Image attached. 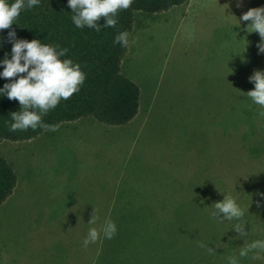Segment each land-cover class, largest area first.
I'll return each mask as SVG.
<instances>
[{"label":"rangeland","instance_id":"1","mask_svg":"<svg viewBox=\"0 0 264 264\" xmlns=\"http://www.w3.org/2000/svg\"><path fill=\"white\" fill-rule=\"evenodd\" d=\"M174 7L187 10L177 19L174 35L171 24L155 15L134 26L133 12L120 72L135 82L144 109L141 104L127 127L82 117L27 140L0 141V156L15 173L13 189L0 202V264H100L110 251L108 264H160L196 256V243L205 241V233L207 239L219 233L212 263L228 264L240 248L264 240V153L258 151L264 108L246 95L254 83L246 79L234 107L212 116L210 72L202 67L196 83H189L194 68L188 63L215 43V28L264 7V0H186ZM164 48L168 62L176 56L171 61L175 76H167L168 65L163 75L160 68L158 94ZM246 58L254 70L264 71V54L254 64L252 56ZM144 113L148 118L142 119ZM224 195L245 210L246 236L233 229L235 220L212 216L214 203ZM155 199H160L159 218L155 211L147 214V200ZM93 209L99 219L89 225ZM112 216L115 236L101 234L85 248L89 228L99 229ZM252 256L239 262L264 264V252L259 259Z\"/></svg>","mask_w":264,"mask_h":264},{"label":"trees","instance_id":"2","mask_svg":"<svg viewBox=\"0 0 264 264\" xmlns=\"http://www.w3.org/2000/svg\"><path fill=\"white\" fill-rule=\"evenodd\" d=\"M185 1L133 0L127 10L118 12L115 27L105 28L106 21L102 17L97 22L101 28L99 32L87 26L83 28L75 26L68 0H40L37 6L21 10L10 29L0 30V61L5 58V55L11 58L12 43L8 40V33L14 29L17 39L28 41L38 39L43 44L67 48L68 52L61 59H71L74 63H79L81 70L86 74V79L79 92L73 94L68 100L62 99L55 109L42 116V121L48 126L47 128L10 131L13 123L11 113L19 111L20 105L18 101L9 100L7 96L0 94V141L27 140L61 123L82 117H91L108 125H119L130 120L136 113L138 90L136 85L120 72L119 65L125 47L115 43V37L120 32H129L133 12L161 11ZM8 2L11 4L14 0H8ZM2 71L3 66L0 65V72ZM8 82L10 81L0 77V88ZM257 128L260 130L258 124ZM250 147L254 146L250 145ZM258 151L264 153V142L261 143ZM14 184L15 173L8 162L0 156V202L10 194ZM234 223H241V220H235ZM165 231L172 230L167 228ZM227 233L230 235V231ZM203 237L205 241L196 243V256L182 257L172 262L162 261L160 264H217L215 261L212 263V260L218 254L215 252L217 246L215 243L219 233L209 236L208 239L205 233ZM200 243L206 247H200ZM208 247L213 248L214 252L209 253ZM111 252L102 254L100 264H108L105 257ZM227 255H231L230 252Z\"/></svg>","mask_w":264,"mask_h":264},{"label":"clouds","instance_id":"3","mask_svg":"<svg viewBox=\"0 0 264 264\" xmlns=\"http://www.w3.org/2000/svg\"><path fill=\"white\" fill-rule=\"evenodd\" d=\"M39 2L40 0H14L9 4L8 0H0V30L10 29L21 10L31 9ZM132 2L133 0H68V7L72 9V22L77 28L87 26L99 32L101 28L97 22L102 17L106 21L105 28L115 27L118 12L127 10ZM240 20L249 22L247 33L259 34L260 43L257 47L260 53H264V7L250 8L242 14ZM8 40L12 43L11 58L5 55L0 61V65L3 66L0 77L10 82L0 88V94L7 96L9 100L18 101L20 105L19 111L11 113L13 123L9 130L14 132L26 131L29 128L33 130L38 127L47 128L42 116L55 109L62 99L68 100L79 92L86 74L81 70L79 63H74L71 59H61L68 52L67 48L43 44L38 39L31 41L17 39L14 29L9 31ZM114 42L128 47V33L120 32ZM249 81L254 83V90L248 91L246 95L254 104L264 108V71L255 70L249 76ZM260 115L264 116V112ZM214 209L212 216L221 222L240 221L245 214V210L231 195H224L222 201L214 203ZM98 219L97 210L93 209L89 225H96ZM233 229L239 236L247 235L243 223H236ZM116 232L115 223L111 219L105 220L99 229L95 226L89 228L83 246L86 248L90 243H96L101 234L106 239H112ZM199 246L206 247L203 243ZM208 251L214 252L211 247H208ZM262 252L264 240L252 241L240 248L239 257L229 256L228 264H239V258L246 257L249 253H253V259H259Z\"/></svg>","mask_w":264,"mask_h":264},{"label":"crops","instance_id":"4","mask_svg":"<svg viewBox=\"0 0 264 264\" xmlns=\"http://www.w3.org/2000/svg\"><path fill=\"white\" fill-rule=\"evenodd\" d=\"M178 5H181V4H178ZM174 6L176 5H173L161 11H156V12H151V13L135 11L133 15L134 26L136 23H139L142 17L144 18L149 15H155L156 20L159 19L160 23L164 22L165 24L168 23V25L171 24L170 33L174 35L173 31L176 30V27L174 28V26L177 24L176 23L177 19L181 21V19L183 18V15L187 13V10H184L183 8H181V11H180L179 9L178 10L175 9ZM240 21H241L240 18H237L236 21L235 19L230 22L224 21L223 24L225 23V26L215 28L218 30L217 35L219 34L216 38H213L216 40L215 43L213 44L210 41L209 49L207 48L206 50L205 49L201 50V52L198 54L196 59L191 58L188 61V63L190 65H193V68H194V70L190 72L189 83H196L197 74L202 67L205 68L206 75H208L210 72V80L206 79V83H207V94L209 95V102L207 104L211 105L209 111H211L212 116L216 110L222 109L226 111L234 107L233 104L235 103H232V102L236 98H238L240 90L243 89L244 83H246V79L249 80V76H251L253 72L255 71L254 66L252 65V62L246 58V55L252 56L253 64H254L256 62V58L259 57L261 54H264V53H260L257 47L258 43H260L259 34L257 32L247 33L246 28H247L248 22L245 23L243 21L242 24H240ZM212 29L213 27L210 28V30ZM247 35H248V38H247ZM126 50H127V47L124 50V54L121 57L120 65H119L122 71L125 69V62L127 61L128 51L126 52ZM163 51L164 53H162L161 64H160V57H159L158 66H157L156 83H157L158 89L156 90L158 94L160 93V68H161V75H163L168 65L167 76L168 77L175 76L173 73L174 72L173 68L176 66H174V63H172L171 61H174L173 57H176V56H170V60L168 62L167 60L168 57L166 55L165 48ZM177 63L178 65H180L179 61ZM170 64H172L171 68L169 67ZM122 75H124L126 78H128L130 81H132L135 84V82L131 78H129L123 73ZM140 93L141 92L138 90L136 113L130 120L125 122V124H127L126 127L128 126V124H130V122L135 120L136 116H138L139 114L138 109L140 105L142 104L140 102L141 100L139 97ZM157 103L160 104V98L157 99ZM223 105H224V108H223ZM150 106H153V103H150L149 107ZM142 109H144L143 104L140 110ZM148 115L149 113H144L142 115V119H145V117L148 118ZM152 131L153 130L150 131L151 135H158L159 133V132H152ZM121 172L122 171H120V173ZM146 206H147L148 215L152 216L150 211L151 212L155 211L156 212L155 215H157V217L159 218L160 199L147 200ZM114 217L115 216H112L110 219L113 220ZM98 241H100V238L98 239ZM112 243L113 245L116 244V242H112Z\"/></svg>","mask_w":264,"mask_h":264}]
</instances>
